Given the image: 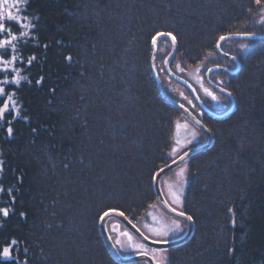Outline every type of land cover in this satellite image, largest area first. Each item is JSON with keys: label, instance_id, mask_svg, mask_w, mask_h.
<instances>
[{"label": "trees", "instance_id": "obj_1", "mask_svg": "<svg viewBox=\"0 0 264 264\" xmlns=\"http://www.w3.org/2000/svg\"><path fill=\"white\" fill-rule=\"evenodd\" d=\"M261 9L264 0H27V35L12 22L0 33L10 41L0 58L15 55L20 80L0 96V107L6 96L18 102V113L6 111L0 121V264H124L103 238L101 216L117 209L149 232L148 213L162 206L158 169L190 148L173 154L176 125L188 117L159 93L153 37L175 36L170 67L197 89L188 70L232 68L216 43L227 33H264ZM221 48L241 61L237 73L210 74L235 96L224 118L204 111L187 86L158 68L167 93L214 136L210 148L186 160L180 203L194 226L186 241L166 248V264H264V38ZM170 49L162 38L157 67ZM209 86L213 99L228 103L219 110L206 104L228 109L229 97ZM200 131L204 140L194 146L207 141Z\"/></svg>", "mask_w": 264, "mask_h": 264}, {"label": "rangeland", "instance_id": "obj_2", "mask_svg": "<svg viewBox=\"0 0 264 264\" xmlns=\"http://www.w3.org/2000/svg\"><path fill=\"white\" fill-rule=\"evenodd\" d=\"M27 0H18V3H14L13 0H8V2L4 3L2 6H0V11L4 12V19L2 20L4 24H9L10 22L14 23L16 28L21 29V22H17L15 20H11L7 18L6 10L11 9L13 12V15H19L23 18L22 10L26 5ZM18 9V11H17ZM264 11V9H261L260 12ZM0 20V23L2 22ZM8 22V23H7ZM23 27L24 29L20 32L23 33V35L26 34V27L24 18L22 19ZM245 47L248 45V43H239V46ZM7 46L6 44L1 46L4 47ZM229 46L231 47V43H229ZM246 48V47H245ZM161 54H165V47L163 46L161 49ZM10 59H2L0 58V73L3 74L5 77L0 80V82L7 81L8 83H11V80L16 81L18 79V70L15 68V55H11ZM15 57V59H13ZM164 67V62L158 61V68ZM209 66H196L195 68L188 70V78L195 83L198 92L201 93L203 100L205 103H210L216 110H219L220 106L223 108L228 103L227 101H224L220 96L216 95L214 98V93L211 92V87L209 86L211 83L206 82V72L207 68ZM236 65H234L232 68H235ZM205 72H203V70ZM9 73H13L11 76V79H8ZM15 73V74H14ZM8 77V78H7ZM167 83L171 84L173 87V91L176 92L181 97H185L187 93L184 92L183 89L180 88L179 85H174L171 82V80L167 77H165ZM6 83H0V87L3 89L5 88ZM196 89V90H197ZM4 93L6 94L5 90ZM4 94V95H5ZM1 96V95H0ZM12 97V101H15L14 106L12 105V102L8 100V96L5 97V103L9 104V110H12L16 113L18 110V102L16 99ZM188 101H191V98L188 97ZM224 101V102H223ZM3 106V105H2ZM1 106V107H2ZM5 111V112H6ZM5 112L2 116H0V121L2 120ZM176 133H175V145L173 147V154L174 156L178 155L182 151L188 149V147L194 146L198 144L200 141L204 140L201 136V131L198 126L194 125L188 118L181 117L176 125ZM186 162L184 161L181 164H179L177 167L173 168V171L165 175L161 179V188L162 192L164 193L168 203H171V205L176 208L177 210L182 209V206L180 203L182 199V195L184 194V189L187 184V175L188 170L186 166ZM1 192V189H0ZM149 215V221L147 223V226L149 227L150 231L148 232L146 229L145 234L148 237H152L155 240H171L173 238H177L181 233L185 232L187 229L186 224H184L183 219H180L172 214H168L165 209L162 208L161 205L155 206L153 209H151L148 213ZM107 228L109 231V234L111 238H113V241L116 245V248L119 249L120 253L124 255L125 257H128L129 255L138 254L139 252H147L149 255L151 254L156 263L158 264H166V248H155L146 245L139 237H136V235L128 228L125 227L118 218H109L107 220ZM143 264H148L146 261L143 262Z\"/></svg>", "mask_w": 264, "mask_h": 264}, {"label": "water", "instance_id": "obj_3", "mask_svg": "<svg viewBox=\"0 0 264 264\" xmlns=\"http://www.w3.org/2000/svg\"><path fill=\"white\" fill-rule=\"evenodd\" d=\"M168 34H171V33L166 32V31H161L160 33L156 34L152 39V41H153V50H152L153 54H152V58H151L152 73H154V79H155V82L158 86L159 93L170 104L177 107L196 126H198L200 129H202V131L207 136V141L205 143L199 144L197 146L190 147L187 151L178 155L177 158H175L174 160L167 163V165L158 169V172L154 178L155 193H157V198H158L159 203L162 204V206L164 207V209L167 211L168 214H172V215H174L180 219H183L188 224L187 230L180 237L173 238L171 240H160V241L155 240L152 237H148L141 230V228L139 226H136L130 220V218L128 216H125L124 214L121 215L122 212L117 210V209L107 210L104 213L107 212L109 214L107 216H105L104 214L101 216L102 218L100 219V228L102 231L103 238L106 240L108 248L110 249L114 259L118 260L119 262L124 263V264L132 263V262H139V261H146L148 264H158V263H156V261L154 260V258L152 257L151 254L149 255L147 252H144V251L139 252L138 254L129 255L128 257H125L124 255H122L120 253L119 249L116 248V245L113 241V238H111V236L109 234V231L107 228V220L109 218H115V217L118 218V220L125 227H128L136 235V237H139L146 245L151 246V247H155L158 249L169 248L171 246L178 245V244H181L182 242L186 241L192 234L193 226H194L193 220L187 219V217H189V215L187 213H185L181 209L177 210L176 208H174L171 205V203H168L164 193L162 192L160 179L164 174H166L168 172V170H171V169L177 167L182 162L188 160L189 156L196 154L199 151L204 150L206 148H210V145L212 144V142L214 140V136L212 135L210 128H208L201 121V119L199 117L194 115V113L190 110V108L187 105L182 104L176 98H173L170 94L167 93L164 85L162 84L160 73H158V67H157V62H156L157 55L159 52L158 51L159 42L161 41L162 38L169 40L171 42L170 52L164 58V61H163L164 62V70L166 71V73H168V75L173 80L175 79L178 83H181L184 86H187L190 89L191 93L193 94L196 102L200 105V107L204 111H206L208 114L213 115L215 118L220 119V118L227 117L228 115H230V112H232L235 109V106H236L235 96L231 91H228L225 88H223L222 86H220L219 84H216L213 81H211L210 80V74L212 72L218 71V70L226 71V72H230V73H237L239 71V68L241 65L240 59H238L237 57H235L234 55H232L230 53H226L223 51V49L221 48L222 43L226 42L227 40H232V39L233 40H238V39L249 40V39L264 38V33H262V32H259V33H256V32H249V33L238 32V33H227L226 35L221 36L224 39H221V37L218 39V41L216 43V49L225 58L231 59L232 61H234L236 67L231 68L229 66L226 67L224 65L217 64V65H212V66L207 68L206 80L208 82H210L211 85L216 90H219L220 92L227 95L230 99V102H231L230 107L228 109H226L225 111H222V112H216L201 99L200 94L197 92L196 88L194 87V85L191 82H189L186 78H183L182 76H180L176 72L172 71V69L170 67V61L173 58V56L175 55V53L177 52V50H176L177 49V39L175 38V40L173 41L172 37H175V36L173 34H171V35H168ZM181 213H184V215H180Z\"/></svg>", "mask_w": 264, "mask_h": 264}, {"label": "snow or ice", "instance_id": "obj_4", "mask_svg": "<svg viewBox=\"0 0 264 264\" xmlns=\"http://www.w3.org/2000/svg\"><path fill=\"white\" fill-rule=\"evenodd\" d=\"M6 2H8V0H0V6H2L4 3H6ZM13 2L14 3H18V0H13ZM258 2H259V0H258ZM17 11H18V9H17ZM6 14H7V18L8 19H11V20H15V21H17V22H21V27H25V25H23V23H22V17L21 16H19V15H13V12H12V10L11 9H7L6 10ZM4 19V12L3 11H0V20H3ZM5 31H9L10 32V30H8V29H6V27H5V24L4 23H0V33H3V32H5ZM168 35H171V34H168ZM12 39H16V37L15 36H13L12 37ZM172 39H173V41L175 40V37H172ZM221 39H224L223 37H221ZM10 43V41H7V40H4V41H0V46H3V45H5V44H9ZM246 47V46H245ZM13 59H15V57H13ZM31 59H34V57L33 58H31ZM69 59H70V57H69ZM29 62H31V61H29ZM23 79H27L26 77H24ZM19 82H20V80L19 79H17L16 81H15V83H17V84H19ZM0 83H8L7 81H3V82H0ZM5 93H4V89L2 88V87H0V95H4ZM8 100L9 101H11L12 102V105L14 106V104H15V101H12V97L11 96H8ZM9 109V104L8 103H4L3 104V106L2 107H0V116H2L3 115V113L6 111V110H8ZM8 132L9 133H11L12 132V129L11 128H8ZM3 211V214L5 215V216H7L8 215V209H3L2 210ZM109 213H104V215L105 216H107ZM121 215H123V213H121ZM180 215H184V213H181ZM187 219H192V217H187ZM12 244H15L16 243V241H12L11 242ZM3 255L5 256V257H8V255H9V249L8 248H4L3 249Z\"/></svg>", "mask_w": 264, "mask_h": 264}]
</instances>
